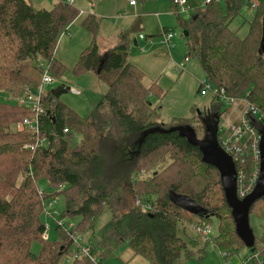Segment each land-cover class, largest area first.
<instances>
[{"label":"trees","instance_id":"obj_1","mask_svg":"<svg viewBox=\"0 0 264 264\" xmlns=\"http://www.w3.org/2000/svg\"><path fill=\"white\" fill-rule=\"evenodd\" d=\"M170 2L183 34L187 31L193 38L185 42L186 55L198 58L212 84L234 97L248 92L249 101L264 112V53H258L264 0L253 10L242 36L230 23L246 6L244 0L206 5L201 0H187L192 13L188 19H182ZM78 15L79 9L66 0H56L50 9L35 8L28 0H0V91L16 100L37 86L27 73L34 68L41 74L37 60L44 61L49 72L61 78L65 67L55 58V47L61 31H66ZM82 25L92 37L80 52L74 72H97L99 19L88 14ZM132 33H120L118 44L106 55L97 75L107 81L108 88L87 116L77 114L52 90L45 91L41 98L45 111L40 115L37 137H45L47 146L24 147L34 138L16 124L33 112L0 102V264H90L89 257L70 259L76 248L72 234L93 230L105 209L111 211L112 224L103 241L127 243L149 264L202 259L209 243L231 254L244 246L236 233L218 170L202 161L198 147L176 131L147 133L155 127L162 130L191 124L186 118L168 125L158 120L150 96L162 95V90L156 82L145 85L143 71L128 61ZM221 107L215 102L208 110L220 114ZM199 126L204 131L202 121ZM64 128L69 131L64 133ZM193 128L201 138L197 127ZM75 135H79L77 142ZM164 162L150 177L139 176L142 169L150 170ZM256 165L257 160L248 159L246 173L254 171ZM41 178L54 189L51 194L40 190ZM60 186L63 188L58 190ZM59 194L65 201L61 216L78 221L68 230L56 224L59 237L49 240L41 214L46 198ZM179 197H186L205 212L190 213L177 202ZM250 214L264 216V197L252 204ZM185 224L194 228L195 236L187 233ZM195 226L210 228V232L202 235ZM34 240L41 244L38 253L31 251ZM253 248L243 257L257 253L264 261V235L259 239L255 236ZM91 250L94 252L92 244Z\"/></svg>","mask_w":264,"mask_h":264},{"label":"rangeland","instance_id":"obj_2","mask_svg":"<svg viewBox=\"0 0 264 264\" xmlns=\"http://www.w3.org/2000/svg\"><path fill=\"white\" fill-rule=\"evenodd\" d=\"M55 1L56 0H30L35 8L45 9L52 7V4H54ZM106 1H111V3L105 5L103 10H112L113 2L115 0H103L101 4H104ZM125 1L127 2L129 0ZM135 1L138 2L139 6H142L143 4L144 11H141V16L144 17V22L146 21L148 27L150 28L149 31L146 30V27H144V29H139L138 23L140 19L135 20L132 41L128 50V61L130 62L129 59H131L135 66L143 71V83L145 85H150L151 83L156 82V84L161 88L162 95L150 96L152 106L157 107L156 111L158 112V120L168 125L173 122L180 121L183 118L190 119V124L193 127H197V130L200 132L199 136L203 137V128L201 129V126H199L201 123L200 116H202L204 113L203 111L208 110L210 105L213 103L210 92H208L205 96L200 95L198 92L199 83L203 79L208 80L198 58L196 56L186 55L187 51L185 42L187 40L192 42L193 38L191 35L185 36L183 34V28L177 23L176 14L170 0ZM142 1L144 2L141 3ZM253 13V10H249L246 6H243L240 13L231 21L230 27L232 29H238L239 35H244L247 32L248 21L251 19ZM161 14L164 15L161 16ZM179 14L182 19L189 18L183 13ZM105 15L108 17L107 19H110L116 14L114 15V12H112ZM83 19L84 17L76 20L74 24L70 22L69 29L67 31H64L63 29L58 37L54 55L65 68L61 78L53 76V84L48 87V90L55 89L59 85L68 87L67 91L60 94V100L80 116H87L93 105L106 92L108 83L105 79L99 78L94 71H87L81 74L74 72V67L79 58L80 52L90 43L92 37L91 33L82 25ZM141 19L143 20V18ZM106 23L108 24L106 31H109V25L111 26V24L108 21ZM162 25L176 32V36L170 43L169 49H167L166 45L162 42ZM139 32L143 34L142 36L144 39L142 37V39L138 38ZM87 37L89 39L88 41L86 39ZM134 37L137 39V46L133 42ZM107 39L105 41L102 40V43L106 47L109 46V42H111V39ZM95 42L98 43L97 36L95 38ZM118 42L119 40H116L115 45L112 47L114 48ZM185 56L189 57L190 60L188 62L184 60ZM27 73L30 77H33L37 81V85L40 80V72H38L37 69L30 68ZM110 78H112V76H110ZM72 87L76 88L79 94L73 93L71 90ZM0 102L17 103L15 99L10 98L8 93L4 91H0ZM225 108V105H222L220 113H222ZM224 119L225 117H221L220 121L224 122ZM78 140L79 135H75L74 142H77ZM164 164L166 163L157 164L150 170L142 169L139 172V176L146 179L150 177L152 172L158 171ZM38 186L45 194H51L54 191L45 178H41L38 181ZM52 197L55 198L53 205L50 206V198H46L44 202L45 207L41 214V219L46 226L45 234L49 240L59 237V233L55 228L57 219H64L65 223L61 228L64 230H68L71 224H76L78 221V218L76 217H60L65 208L64 196L59 194L58 196L53 195ZM128 197H132L131 194ZM192 217L195 221L196 216L193 215ZM111 224V211L105 209L96 219L93 230L82 234L81 239H78V235L80 234H77L78 242L80 244L89 243L88 241L91 238V231H94L96 240H103L104 234L106 230L111 227ZM216 224L217 221L214 218L212 220L213 234H215L216 231ZM249 224L257 239L264 235V216L259 217L255 214H250ZM185 226L187 233L195 236L194 228L188 224H185ZM112 243L115 244V242ZM257 245H259V243ZM40 249L41 244L38 240L31 242L32 252L38 253ZM247 252L249 251L246 246L239 247L232 253L230 260H225L221 256L220 251L213 244L209 243L206 246V254L202 259H190L183 264H241L240 257ZM93 256L94 260H92L90 264H96L97 262L94 252ZM102 264L122 263L116 251H113L112 253L107 251L106 257L102 259Z\"/></svg>","mask_w":264,"mask_h":264},{"label":"built area","instance_id":"obj_3","mask_svg":"<svg viewBox=\"0 0 264 264\" xmlns=\"http://www.w3.org/2000/svg\"><path fill=\"white\" fill-rule=\"evenodd\" d=\"M71 4L73 0H66ZM202 5H206L212 1L221 2L222 0H201ZM260 0H244L246 7L249 10H254L259 4ZM135 0H130V4H134ZM172 3L178 8L179 13H183L186 17H190L191 10L187 4V0H172ZM176 36L170 28H166L162 32V42L169 47L173 38ZM140 37H143L140 35ZM188 56L184 57L187 61ZM38 66L41 68L40 80L36 87L28 89L23 95L19 96L16 101L17 105L29 108L33 113L30 116L23 117L17 122L16 127L18 129H26L30 132L31 137L34 138L29 141L24 147L28 149H34L37 147L47 146L48 141L45 137H37L40 132V115L45 111V108L41 104V98L49 86L53 84V75L49 72L47 64L42 60H37ZM73 93H78V90L74 87L71 88ZM210 92L212 95V103L218 102L225 105L226 112H222L219 115V122L217 127V141L221 148L231 156L237 174V195L242 198L253 189L258 173H259V142L260 133L249 123L247 116L252 115L264 125V112L251 103L248 99L249 93H245L242 97H234L227 94L223 87H218L212 84L209 80L203 79L199 83V93L202 96L207 95ZM222 108V107H221ZM221 117H225L224 122L220 121ZM68 128H64L63 132L67 133ZM257 160V165L250 174H247L245 168L247 166V160ZM238 165V168L236 167ZM60 186L58 190L62 189ZM49 205L52 206L55 198L49 197ZM45 202V201H44ZM58 213V211H57ZM62 217V216H60ZM64 219H57V224L60 227L64 226ZM75 224H71L69 229H73ZM195 229L202 235H208L210 228H202L201 226H195ZM76 232H73V238L76 244L75 252L71 255L70 259H77L81 257H89L94 260L91 245L89 243H79L77 240ZM46 237V236H45ZM78 239H81V235H78ZM221 256L228 260L232 255L230 251H221ZM97 262L99 260L95 258ZM241 264H264L262 258L257 253H249L242 257ZM99 264V263H98Z\"/></svg>","mask_w":264,"mask_h":264},{"label":"water","instance_id":"obj_4","mask_svg":"<svg viewBox=\"0 0 264 264\" xmlns=\"http://www.w3.org/2000/svg\"><path fill=\"white\" fill-rule=\"evenodd\" d=\"M187 34V31H184V35L187 36ZM133 42L135 43V39ZM258 53H264V21L262 23V34ZM104 60L105 59L101 60V63L97 68V73L101 70ZM67 89L68 87L59 85L57 88L52 89V93L55 97H59L60 94L67 91ZM247 119L261 135L259 142V173L251 192L242 198L237 195L236 191L237 174L235 164L231 156L221 148L217 141V127L219 122V115L217 113L211 114L209 120L203 121L204 134L201 138L197 137L195 129L189 124L172 125L162 130H160L158 127H155L154 129H149L147 133L153 131H176L180 137L186 138L189 144L198 147L199 151L202 153V161L214 166L218 170L225 200L231 209V215L235 223L236 233L244 243V246L250 248L251 251H253L255 236L249 224V211L252 204L257 199L264 197V125L252 115H248ZM177 202L190 213L203 214L205 212L186 197L177 198Z\"/></svg>","mask_w":264,"mask_h":264},{"label":"crops","instance_id":"obj_5","mask_svg":"<svg viewBox=\"0 0 264 264\" xmlns=\"http://www.w3.org/2000/svg\"><path fill=\"white\" fill-rule=\"evenodd\" d=\"M28 1L30 2V0ZM102 1L103 0H73L71 3L72 5H74L75 7L79 9V15L77 19L72 21L73 24L76 20L82 19L88 14H93L99 19V28H98V34H97L98 43H96L98 46V55L96 57V64L98 66L101 63V60L105 59L106 55L113 49L112 46L115 45V41L119 40L120 33L124 31H129V30L134 31L135 20L140 19L138 23L139 29H144V27H146V30L149 31V28H150L148 27L146 21L144 22V17L141 16L142 14L141 11H144L143 4L142 6H139L137 1H135L134 4H130V0L127 2L125 0H121V1L115 0L113 2L112 10L105 11L103 10L105 5L111 3V1L110 2L106 1L104 4L103 3L101 4ZM143 2L144 1H142L141 3ZM112 12H114V15L115 14L116 15L110 19H107L108 17L105 14L108 15V13H112ZM163 15L164 14H161V16ZM105 18L111 24V26L109 25V31H106L108 28V24L106 23L107 21L105 20ZM141 18H143V20ZM69 27H70V23L67 25L66 31L69 29ZM162 28L164 30L167 27L162 25ZM140 35H143L141 32H139L138 38L142 39L143 37L141 38ZM86 39L87 41L89 40L88 37ZM106 39L107 40L111 39V42H109V46L107 47L104 46V44L102 43V40L105 41ZM134 39H135V45L137 46L138 42H137L136 37H134ZM167 49H169V47H167ZM129 60L132 64H134V62L131 59ZM189 60L190 59H188L187 62ZM95 73L98 74L97 72ZM107 88H108V84H107ZM88 242L90 244L92 242L95 257L99 260V262H96V264L97 263L102 264V259L106 257L107 251L109 253L116 251L118 253L119 259L122 264H149L147 259H145L143 256L139 254H136L134 250L127 243L114 244L109 241L105 242L103 240H96L94 231L91 233V238L89 239ZM245 254L246 253H244L243 255ZM243 255L240 257V260L242 259ZM229 260H230V257H229Z\"/></svg>","mask_w":264,"mask_h":264},{"label":"flooded vegetation","instance_id":"obj_6","mask_svg":"<svg viewBox=\"0 0 264 264\" xmlns=\"http://www.w3.org/2000/svg\"><path fill=\"white\" fill-rule=\"evenodd\" d=\"M213 113H216V111H215L214 109H210V110L204 112V113L202 114V116H200V120L202 121V123L204 124L203 121H205V120H209L211 114H213Z\"/></svg>","mask_w":264,"mask_h":264}]
</instances>
